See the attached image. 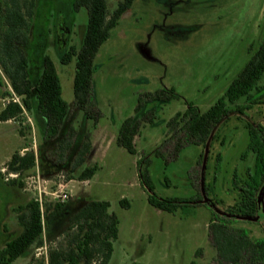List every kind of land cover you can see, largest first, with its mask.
Returning a JSON list of instances; mask_svg holds the SVG:
<instances>
[{
  "label": "rangeland",
  "instance_id": "374dc122",
  "mask_svg": "<svg viewBox=\"0 0 264 264\" xmlns=\"http://www.w3.org/2000/svg\"><path fill=\"white\" fill-rule=\"evenodd\" d=\"M107 1L114 11L122 0ZM35 4L23 46L30 75L38 79L43 57L49 56L69 112L58 136L49 141L39 129L31 132L28 116L35 126V115H42L37 109L24 111L13 124L0 123V249L21 232L18 208L37 200L43 213L46 208L52 212L49 219L45 214L43 246L31 247L13 264L32 259L48 264L50 249L75 231H70L71 217L89 202L108 201L109 213L120 221L109 264H218L221 259L210 225L218 216L237 210L241 186L255 169L246 125L264 127V106L231 116L214 129L215 137L205 145L186 144L175 159L171 149L178 136L170 140L167 123L184 112L187 103L205 112L224 95L264 39V0H134L94 58L92 98L84 111L75 107L76 61L62 64L61 57L71 47L81 48L88 11H76L74 0H36ZM1 18L3 11L0 30ZM171 89L177 100L161 102L150 96ZM7 93L13 90L0 68V112L9 103ZM136 113L153 115L154 123L145 122L135 139L137 153L132 155L116 140L123 122ZM71 129L76 131L72 146L61 153L58 147ZM89 133L91 155L74 169ZM27 145L30 149L24 153H35L36 166L19 174L9 172L12 156L22 154ZM140 159L150 161L156 195L182 201L175 214L147 202L149 190L138 176ZM94 165L97 173L89 181L80 180L83 169ZM56 190L67 199L53 197ZM122 198L130 202L129 209L120 205ZM56 205L63 208L56 211ZM238 226L255 232L254 225Z\"/></svg>",
  "mask_w": 264,
  "mask_h": 264
},
{
  "label": "trees",
  "instance_id": "16d2710c",
  "mask_svg": "<svg viewBox=\"0 0 264 264\" xmlns=\"http://www.w3.org/2000/svg\"><path fill=\"white\" fill-rule=\"evenodd\" d=\"M35 2L36 0H2L0 2V12L3 11L0 30V68L10 81L13 90V93H7L9 103L0 112V121L7 122L22 116L24 111L32 112L37 109L46 120L48 138H55L60 133L69 112L68 104L62 97L60 77L53 60L49 56H44L39 78L32 79L28 57L23 49L30 34ZM133 2L134 0H122L116 9L111 11L107 0H74L76 11L81 8H86L88 11L87 30L81 48L77 50L71 47L63 54L61 62L70 64L76 61L74 97L75 107L80 111L86 110L91 103L95 72L94 58ZM252 50L251 48L249 52ZM263 78L264 39L251 54L240 74L227 87L224 95L207 111L201 112L196 105L187 103V109L184 112H178L170 119L167 123L172 132L170 140L178 136L171 149L173 158L175 159V154L179 153L186 144L205 145L209 139L215 137V135L212 136L214 129L227 122L233 114L243 115L255 106H264ZM150 96L161 102H170L179 98L175 89L160 90ZM16 98H20L21 102H17ZM139 109L140 106L136 112ZM153 120L154 117L151 114L148 117H140L136 113L135 117L127 118L120 127L117 145L129 154L135 155L137 153L136 137L141 135L145 122L153 124ZM246 129L249 134L248 150L255 155V174L250 176L251 179L246 184L249 189L244 193L246 205L252 206L256 201L254 198L256 190L264 180V136L251 124H248ZM75 133L76 131L71 129L70 134L62 139L59 148L63 152L72 145ZM91 152L89 133L76 156L74 169L82 167ZM35 166L36 156L33 151L25 155L16 152L7 164V170L19 174ZM137 166L138 176L149 190L148 203L161 211L175 214L181 207L182 201L163 199L156 195L148 170L150 161L140 159ZM97 171V165L84 168L80 180H90ZM15 182L12 181V184ZM120 205L125 209L131 207L127 199H122ZM62 208V205L55 206L56 211ZM109 209L108 201L89 202L79 209L70 219V231H75L66 234L64 243H61L58 248L50 249L48 264H109L114 251V242L118 240L120 224L119 218L109 213ZM17 212L21 232L0 249V264H13L31 247L43 246L44 220L46 217L49 219V214H52L50 209L46 208V213H43V207L39 201L32 200L27 205L19 207ZM210 230L218 255L227 263L233 264L235 261L232 253L236 242L232 237L231 229L220 223L218 219H213ZM28 264H44V262L32 259Z\"/></svg>",
  "mask_w": 264,
  "mask_h": 264
},
{
  "label": "flooded vegetation",
  "instance_id": "af4514ba",
  "mask_svg": "<svg viewBox=\"0 0 264 264\" xmlns=\"http://www.w3.org/2000/svg\"><path fill=\"white\" fill-rule=\"evenodd\" d=\"M251 125L261 131L264 136V127H260L256 124ZM253 173L255 174V171ZM253 173L248 175L247 182L250 181V176H252ZM247 182L241 186L239 201L236 205L237 210L235 209L236 212H226V216H218L217 218L220 223L231 229L232 237L234 242H236L235 250L232 253V257L235 261L233 264H264V192L262 193L264 180L261 186L256 190V194L254 195L256 201L252 206H247L245 202L246 194L244 191L249 189L246 186ZM222 219L225 221H222ZM239 223H243L246 226L249 225V228L254 225L255 232H253L251 228L246 229L245 226L239 227ZM249 230L251 233H247ZM251 235L255 236V238L253 237L251 239ZM220 259L221 261H219L218 264H232L227 263L224 258L220 257Z\"/></svg>",
  "mask_w": 264,
  "mask_h": 264
},
{
  "label": "crops",
  "instance_id": "0c3cea01",
  "mask_svg": "<svg viewBox=\"0 0 264 264\" xmlns=\"http://www.w3.org/2000/svg\"><path fill=\"white\" fill-rule=\"evenodd\" d=\"M28 112V111H27ZM29 113V112H28ZM28 113H26L25 112V114L28 116L29 114ZM38 113V112H37ZM35 117H36V119H35V122H36V125L34 126V125H32V117H30V116H28V120L27 121H29V119H30V122H31V132H36V130L37 129H39L40 130V132L41 133H43V135L48 139V141L49 140H53L54 138H48V135H47V131H46V129H47V124H46V120H45V118L43 117V115H41V117L40 118H38V115L36 114L35 115ZM12 122V120H9V121H7V122H0V123H2L3 125H10V124H13V122ZM37 122H38V124H37ZM14 124H15V122H14ZM33 128V129H32ZM57 137V136H56ZM22 138H25V136H22ZM75 138V137H74ZM28 146V145H27ZM34 146V145H33ZM72 146V145H71ZM82 146V145H81ZM30 146H28V148H24V150H22L21 151V155H25V153L24 152H27L30 148H29ZM81 148V147H80ZM80 148H79V150H78V152L80 151ZM93 149V148H92ZM58 150H60V152L61 153H65V152H63L59 147H58ZM78 152H77V154H78ZM63 155V154H62ZM91 155V154H90ZM77 156V155H76ZM40 173V172H39ZM89 181V180H88ZM122 199H124V198H122ZM147 202H148V199H147ZM81 209V208H80Z\"/></svg>",
  "mask_w": 264,
  "mask_h": 264
},
{
  "label": "built area",
  "instance_id": "2783aa9c",
  "mask_svg": "<svg viewBox=\"0 0 264 264\" xmlns=\"http://www.w3.org/2000/svg\"><path fill=\"white\" fill-rule=\"evenodd\" d=\"M64 187V185L63 184H59V188H63ZM42 192H44V194H46L47 195V193H46V190L45 191H42ZM59 194V191L58 190H56L54 193H51V195L53 196V197H55L56 196V198H58V199H60V198H62V199H67V195L65 194V193H60V195H58Z\"/></svg>",
  "mask_w": 264,
  "mask_h": 264
},
{
  "label": "water",
  "instance_id": "95a60500",
  "mask_svg": "<svg viewBox=\"0 0 264 264\" xmlns=\"http://www.w3.org/2000/svg\"><path fill=\"white\" fill-rule=\"evenodd\" d=\"M264 192V187H263V189H262V193Z\"/></svg>",
  "mask_w": 264,
  "mask_h": 264
}]
</instances>
